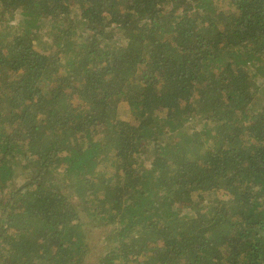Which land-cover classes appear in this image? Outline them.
Returning a JSON list of instances; mask_svg holds the SVG:
<instances>
[{
	"label": "trees",
	"instance_id": "1",
	"mask_svg": "<svg viewBox=\"0 0 264 264\" xmlns=\"http://www.w3.org/2000/svg\"><path fill=\"white\" fill-rule=\"evenodd\" d=\"M87 261L264 264V0H0V264Z\"/></svg>",
	"mask_w": 264,
	"mask_h": 264
},
{
	"label": "rangeland",
	"instance_id": "2",
	"mask_svg": "<svg viewBox=\"0 0 264 264\" xmlns=\"http://www.w3.org/2000/svg\"><path fill=\"white\" fill-rule=\"evenodd\" d=\"M259 99H263V98H259ZM92 247H94V245H92ZM91 252H92V255H95V249L94 248H93V250H91ZM85 264H90V262L87 261Z\"/></svg>",
	"mask_w": 264,
	"mask_h": 264
}]
</instances>
